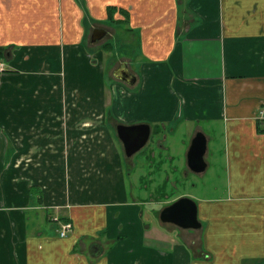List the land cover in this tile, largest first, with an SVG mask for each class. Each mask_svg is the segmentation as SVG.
Masks as SVG:
<instances>
[{
	"label": "crops",
	"instance_id": "1",
	"mask_svg": "<svg viewBox=\"0 0 264 264\" xmlns=\"http://www.w3.org/2000/svg\"><path fill=\"white\" fill-rule=\"evenodd\" d=\"M116 36L140 47L147 59L139 68L128 57L104 64ZM0 54V264L176 263L145 243L140 211L148 207L160 222L164 206L155 212L157 202L108 194L80 203L82 190L68 188L71 198L54 199L57 170L70 169L47 163V174L24 162L85 159L91 164L84 171L99 185L108 172L96 162L104 158L103 135L113 138L120 124L148 125L145 162L127 160L139 182L130 185L141 194L154 171L173 166L168 142L184 125L191 142L204 135L207 166L191 171L188 145L173 168L203 176L215 153L208 145L219 142L202 123L221 132L226 185L220 198L197 199L201 227L182 229L190 249L197 246L187 264H264V127L257 117L264 107V0H0ZM123 65L134 82L115 75ZM58 218L71 223L66 237ZM172 250L184 253L183 246Z\"/></svg>",
	"mask_w": 264,
	"mask_h": 264
},
{
	"label": "rangeland",
	"instance_id": "2",
	"mask_svg": "<svg viewBox=\"0 0 264 264\" xmlns=\"http://www.w3.org/2000/svg\"><path fill=\"white\" fill-rule=\"evenodd\" d=\"M107 42H109L110 45H112L110 52L105 54V57L108 58L110 61L107 62V60H105L106 58L104 59V64L107 65L108 68L111 65V63L118 61L119 58L122 57H128L130 59H133L134 62L128 60V62L130 63L133 69L139 68L138 63L140 62V60L147 59V57H144L143 54H140V47H138L136 43L135 45L133 44L128 46L127 44L128 42H125L122 36L121 37L116 36L113 39L108 40ZM89 50L91 52L97 51L96 49H89ZM119 61L122 60L120 59ZM172 101L173 99L171 100V102ZM202 125L205 130L204 132H206V134L210 136L211 140L214 138L215 140H218V142L220 143V141L222 140L221 132L219 135L217 134V132L214 135L208 132L209 130L206 129V126L203 123ZM88 128H90V126H88ZM181 130L182 132H178V134L176 135L175 141L168 142L169 146L172 149L171 151H168V153H170L175 157L174 158L175 162L173 163V166L169 165L170 164L169 161L168 162L169 164L168 165L166 164V166L163 167V169H165L163 172L164 174L163 173L161 174L160 173L161 171L159 169L154 171L155 175H152L151 177L152 184L149 185L150 186L149 188L143 189L141 194L136 190L137 187L135 185L133 186L134 188L131 187L133 178H134V183H139V182H138V177L133 176L131 174L132 170L130 168L128 161L137 162L138 164L145 162L142 155L148 154V152H150L148 149L152 145V141H153L152 135L145 148H143L141 151L136 152V154H134L132 157L128 159L125 156V153L121 147L122 145L120 146V144L116 142L115 139L116 133L113 135V138H111V136H106V134H104L102 139L103 143L101 141V144H99V146H102L101 149H103L102 154L104 158L96 162L98 163V165L101 162L100 167H102L103 169H107L108 172L104 174L103 178L101 179L103 181L99 183V185L95 176H89L90 172L92 171L89 170L87 171V173L84 171L86 165L91 164L90 161H87L85 159L84 160H58V159L40 160L33 158L30 160L28 159L27 161L24 162V164L27 163V165L33 166V168H38L40 170L46 168L45 171H47L46 172L47 174H50V172H52L51 169L45 167L47 163L48 164L55 163L57 167L59 166V164H61L62 167L66 166V168H62L61 171L67 168L70 169L69 175H65L62 173L60 174V172L57 170L55 176L56 177L55 183L57 186V188L55 189L56 193L55 194L49 193L52 197H54V199L57 198V196H63V194L71 198V196H73L74 193H69L67 191L68 189H70L71 192H73L74 190L76 191L82 190L81 192L76 193V197H78L76 201L80 203L102 202L100 201L101 195L107 196L108 194L113 198L120 195L123 198H125L124 200H126L127 202H131L130 200L131 197H136L138 199L140 198L149 199L150 201L157 202L158 204L156 205L155 210H153L157 212L156 210L160 209L162 206L166 208L164 204H171L181 197H185L189 199L192 198V200L196 204H198L197 199L199 198L203 199L204 197L205 198L222 197L225 194L223 189L226 185L225 183L226 177H225V172L223 170L224 163L222 159L218 157L222 150V147L220 146L219 143H217L218 145V147L216 146L217 148L215 146L210 145L211 143H209L208 145L209 151L214 149L215 153L214 156H208L209 169L205 170L203 176L200 177L197 176V174H195V178H194L193 173L191 171L187 176H184V174L186 173L185 172L186 170L184 168L182 169L179 168L174 170L173 167L176 165V160H177L176 158L181 160L184 157L186 147L189 145V142H191L190 131H192V128L188 125H184L181 128ZM162 132H165V130L163 129ZM90 137L86 136V139H89ZM82 144L84 146H87L84 143ZM61 146H63V144ZM108 150L113 151V153H109ZM162 154L163 156L166 155V151H164V153ZM159 156L160 154H156L155 156H152V158L150 159L151 162L153 163V166L158 161L157 159ZM77 169L81 170V175H78L75 172ZM167 172L168 175H166ZM145 177L148 178V180H150L148 176ZM68 181L69 184L67 183L66 185L65 183ZM99 181H100V176H99ZM193 183L195 184V187L193 186ZM194 188L195 191L193 190ZM98 190L100 191L98 192ZM192 196H194L195 198ZM72 198L75 199V197ZM165 201L166 203H164ZM153 206L154 205H152V208ZM147 211H150L148 207H144L142 211H140L141 212L140 218L143 221L144 225L147 227L146 238L148 241H145V243L148 246L153 247L155 250H163L171 254L173 257L172 263H174L177 260V262L174 264H187V261L191 257L194 258V254L195 251L197 250L196 249L197 246L194 247L195 250L190 249L191 247L188 246L187 244L188 239L186 238V236H184L186 240H184V237L181 236L182 233L185 234L186 232H183L182 229H179L177 227L171 229L173 228V226H170L171 228L169 226H166L165 228L167 230H164L163 227H161L159 221H157L155 218L154 219L149 218V212ZM40 223L42 222H38V224ZM41 228H45V225L42 224ZM175 246H183L184 253L180 255L179 252L172 250ZM91 251H92L91 248H88L85 254H88ZM80 252L81 250L79 248H76L72 254L79 255Z\"/></svg>",
	"mask_w": 264,
	"mask_h": 264
},
{
	"label": "water",
	"instance_id": "3",
	"mask_svg": "<svg viewBox=\"0 0 264 264\" xmlns=\"http://www.w3.org/2000/svg\"><path fill=\"white\" fill-rule=\"evenodd\" d=\"M98 36V34H96ZM125 65L116 70L115 75L126 83L134 82V78L127 72ZM119 71V72H118ZM116 136L122 144L127 157L140 151L147 144L151 129L148 125H117ZM206 139L202 133H197L189 144L186 155L187 166L195 173H201L206 169V162L203 158L206 151ZM197 204L189 198L181 197L173 203L160 210L159 220L163 224H171L181 229H199L197 216Z\"/></svg>",
	"mask_w": 264,
	"mask_h": 264
},
{
	"label": "built area",
	"instance_id": "4",
	"mask_svg": "<svg viewBox=\"0 0 264 264\" xmlns=\"http://www.w3.org/2000/svg\"><path fill=\"white\" fill-rule=\"evenodd\" d=\"M0 71H5L4 66L0 63ZM257 117L261 120V125L264 127V107H261L257 111ZM71 224L70 223H63L62 228H60V235L61 237H65L68 232L71 231Z\"/></svg>",
	"mask_w": 264,
	"mask_h": 264
},
{
	"label": "trees",
	"instance_id": "5",
	"mask_svg": "<svg viewBox=\"0 0 264 264\" xmlns=\"http://www.w3.org/2000/svg\"><path fill=\"white\" fill-rule=\"evenodd\" d=\"M1 56H3V55L0 54V57H1ZM158 131H159V128L154 127L153 132H154V133H157ZM152 134H153V133H152ZM153 135H154V134H153ZM56 222H59V223H60V222H62V221L58 218V220H56ZM63 223H64V222H63ZM63 223H60V224L63 225ZM66 235H67V234H66Z\"/></svg>",
	"mask_w": 264,
	"mask_h": 264
},
{
	"label": "flooded vegetation",
	"instance_id": "6",
	"mask_svg": "<svg viewBox=\"0 0 264 264\" xmlns=\"http://www.w3.org/2000/svg\"><path fill=\"white\" fill-rule=\"evenodd\" d=\"M119 72V71H118ZM120 125H122V124H120ZM151 138V137H150ZM122 145V144H121Z\"/></svg>",
	"mask_w": 264,
	"mask_h": 264
}]
</instances>
